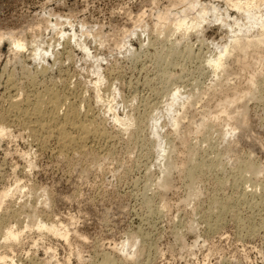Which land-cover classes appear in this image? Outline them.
Masks as SVG:
<instances>
[{
  "label": "rangeland",
  "instance_id": "rangeland-1",
  "mask_svg": "<svg viewBox=\"0 0 264 264\" xmlns=\"http://www.w3.org/2000/svg\"><path fill=\"white\" fill-rule=\"evenodd\" d=\"M245 1L264 12V0H0V112L11 97L52 90L103 129L60 153L0 115V264H264V48L229 64V84L207 63L248 25ZM244 89L252 142L217 104ZM203 109L204 125L186 126Z\"/></svg>",
  "mask_w": 264,
  "mask_h": 264
},
{
  "label": "bare ground",
  "instance_id": "bare-ground-1",
  "mask_svg": "<svg viewBox=\"0 0 264 264\" xmlns=\"http://www.w3.org/2000/svg\"><path fill=\"white\" fill-rule=\"evenodd\" d=\"M243 4L245 6L244 12H246V22H248V25L245 26L244 28H240L238 26L236 30H231L228 35V42L226 44L219 45V47L217 46L218 48L216 49L217 52L212 57L207 59V63L213 68V70H218L223 73L225 80L224 84L226 83L229 84V82H232L235 78V76H233L232 73L229 74V64H231L233 61L240 62V64L242 62L244 64L247 61L244 60L247 57V55L259 53V51L261 49H262L261 51H263L264 48V12L261 14L260 12L254 14L250 9L251 7L250 2L245 1ZM237 5H239V3H237ZM210 9L214 12V16H212V20H217V21L219 20L222 23V25L228 26V30H230V26L228 25V23L225 22L224 19L217 14V12H219V9L215 6H212ZM198 18H202V15L198 16ZM202 22H204V20H202ZM202 22H200V24H202ZM177 25L186 26V22L184 19H181L177 21ZM186 30H188V28H186ZM2 38H3L2 35H0V41L2 40ZM6 39L9 40V43L14 49L24 48V44L20 38L10 36L7 37ZM38 51L36 52L37 57L41 56L42 54L41 52ZM31 80L35 82V80H33L32 77ZM99 80L100 79L98 77V81ZM247 83L250 87L253 86L255 88V82L253 79L249 78L247 80ZM29 84H31V82ZM230 88L234 89V87H230ZM216 90L218 89L215 88V91ZM227 91H225L226 93H224L223 96L220 97V100L217 101V104L221 106V111L224 112V119L226 120V124L230 125V129H229L230 131H233L236 128L239 129L238 137L243 139L244 138L249 139L250 138V134H249L250 132L248 128L249 119L247 120L248 118L247 110H246L247 103L245 104V100L247 101L252 97L250 96L251 93L245 91V89L241 90L238 94L234 93L232 90H229L231 93H228ZM30 96L31 97L26 96L23 100H16L11 97V99H9L7 108L3 111V113L0 112L2 113L0 115L2 120H4V123L6 122L5 120L8 119L17 120L18 122H20L22 125L25 126V128L29 129L30 131L29 133L31 134V136H33L34 139H37V141L40 144L45 145L46 141L52 138V140L55 141V145L56 148L58 149V152L60 153L63 151H71V150L76 152L79 151L81 152V150L85 149L84 146L86 145V143H88L89 141L92 142L93 140H95L96 137L100 136L103 133V129L100 130L98 127L99 125L97 126L94 124V122H92L93 118L91 120L87 116H83L82 118L80 116L79 109L74 104L68 103L66 105L65 103V107L63 108L62 107V105L64 104L62 102L63 99H61V96H59L56 91L54 92L52 90H46L44 92H34V93L32 92ZM178 97L179 94L178 91L176 90L171 95L170 100L166 105L167 112L169 113L171 112L172 105L178 99ZM61 109L62 111H60ZM204 112L205 109H203L199 114H197V117L195 118L192 117L193 119H191L190 122L187 121L189 123L186 126L189 127L190 124L191 125L190 127H192L193 129H198L202 125H204L205 123ZM179 117L178 116L170 117V120H171V125L175 127V133L177 135V138L181 139L182 142V140L185 141V138H188L186 137V135H188L189 129L186 130L178 129L177 124L179 121ZM4 123L0 124V135L5 134L7 131L6 125ZM154 127H152V129H154ZM189 159L191 160V156H189ZM167 165H173V164L170 161H168ZM202 165L203 163L201 162L196 163L194 165L192 164V166L194 167H201ZM261 169H262L261 167H258L255 170V172L260 173L262 171ZM160 184L163 188L169 186V182L167 181V179L161 180ZM259 188L264 194V183H259ZM189 189L195 192V194L198 193V191L194 190V188L191 186L189 187ZM262 196L264 197V195ZM36 226L39 230L46 229L58 235H64L63 232H61V228H57L55 225H47L44 222L37 221ZM17 235L18 232H15L13 230H8L4 232V237L15 238ZM134 240L131 239L130 241H128L126 246L123 245L122 247L121 250L122 253L124 252L123 254L127 255L128 257L129 255L133 256V254L135 253ZM107 256L106 258H108ZM111 260L107 259L103 261L105 264H115L113 262H110Z\"/></svg>",
  "mask_w": 264,
  "mask_h": 264
}]
</instances>
